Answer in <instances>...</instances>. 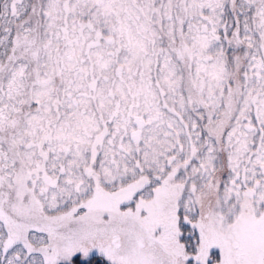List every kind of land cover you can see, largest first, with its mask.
Listing matches in <instances>:
<instances>
[{"label":"snow or ice","instance_id":"6c2138e0","mask_svg":"<svg viewBox=\"0 0 264 264\" xmlns=\"http://www.w3.org/2000/svg\"><path fill=\"white\" fill-rule=\"evenodd\" d=\"M0 264H264V0H0Z\"/></svg>","mask_w":264,"mask_h":264}]
</instances>
